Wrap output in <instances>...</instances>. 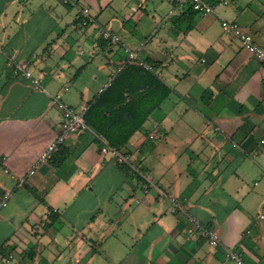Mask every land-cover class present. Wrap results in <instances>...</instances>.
I'll return each instance as SVG.
<instances>
[{
  "label": "crops",
  "instance_id": "0c3cea01",
  "mask_svg": "<svg viewBox=\"0 0 264 264\" xmlns=\"http://www.w3.org/2000/svg\"><path fill=\"white\" fill-rule=\"evenodd\" d=\"M177 2L0 0V200L11 195L0 209V250L14 254L8 264H264V62L222 27L238 23L264 50V0H211L207 16ZM80 8L93 24L80 26ZM104 30L120 42L103 39ZM125 49L171 91L122 148L153 186L146 193L130 166L103 154L91 127L30 176L63 120L54 96L90 107ZM15 66L31 78L14 75ZM191 217L221 245L212 247Z\"/></svg>",
  "mask_w": 264,
  "mask_h": 264
},
{
  "label": "built area",
  "instance_id": "2783aa9c",
  "mask_svg": "<svg viewBox=\"0 0 264 264\" xmlns=\"http://www.w3.org/2000/svg\"><path fill=\"white\" fill-rule=\"evenodd\" d=\"M66 3H69V0H66ZM178 5L180 7L190 8L192 11L202 15L207 16L215 13L216 5L211 2V0H178ZM79 23L80 26L85 28L90 24L94 23V18L88 15L83 9H79ZM222 27L226 32H230L235 34L240 40L242 46L255 58L259 61L264 62V50L255 42L253 35L245 31L238 23L230 22V21H222ZM102 38L111 41L113 43H119L120 37L109 30L102 31ZM126 57L121 62L120 66L115 69V71L110 76L108 82L103 86L101 91L109 88L116 76L123 70L125 65L129 63H139L142 67H144L148 71H154L151 65L146 64L141 60L138 53L135 51H131L129 49H125ZM14 75H23L26 78H31V75L28 71H26L22 66H15L13 68ZM68 90V87L65 88ZM54 103L56 107L62 112L63 120L59 127V132L57 138L47 147L44 153L41 155L38 163L35 167L29 172V175H34L36 173V169L40 164L49 162L54 155L60 151V149L65 145L68 138L76 133H85L90 131L91 128L86 122V112L89 107L84 105L81 109H75L73 107L68 106L63 100V94L58 93L54 96ZM219 130V129H217ZM100 140L103 142V147L101 149L103 154H110L116 163L119 165H128L130 166L143 180L144 182V191L147 193L150 187L153 186L152 179L150 175L145 170H142L134 159V155L129 151H125L122 149H117L115 147L110 146L103 136H98ZM150 140L155 141L158 139V135L152 134L149 136ZM23 182V181H22ZM11 198L10 194H5L0 200V209L6 207ZM173 208L171 210L172 213H177L181 208V204L173 199ZM263 219L264 216H261ZM191 224L198 230L201 231L202 235L207 239L208 243L212 247H219L221 245V239L218 233L212 229H206L202 223L194 217L190 218ZM227 257L232 260L239 261L238 255L234 253H228ZM14 258V254H9L4 256L2 251L0 250V260L4 263H10Z\"/></svg>",
  "mask_w": 264,
  "mask_h": 264
},
{
  "label": "trees",
  "instance_id": "16d2710c",
  "mask_svg": "<svg viewBox=\"0 0 264 264\" xmlns=\"http://www.w3.org/2000/svg\"><path fill=\"white\" fill-rule=\"evenodd\" d=\"M170 92L154 71L129 63L113 84L90 105L85 115L86 122L110 146L122 149L160 109Z\"/></svg>",
  "mask_w": 264,
  "mask_h": 264
},
{
  "label": "rangeland",
  "instance_id": "374dc122",
  "mask_svg": "<svg viewBox=\"0 0 264 264\" xmlns=\"http://www.w3.org/2000/svg\"><path fill=\"white\" fill-rule=\"evenodd\" d=\"M168 13V12H167ZM164 139L162 138V136L160 135V137H159V135H158V139L156 140V142H160V141H163Z\"/></svg>",
  "mask_w": 264,
  "mask_h": 264
}]
</instances>
